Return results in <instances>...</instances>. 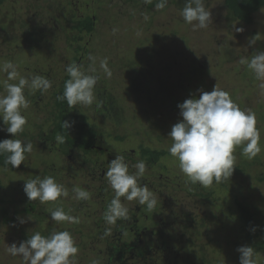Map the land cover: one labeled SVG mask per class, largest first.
<instances>
[{"label":"rangeland","instance_id":"obj_1","mask_svg":"<svg viewBox=\"0 0 264 264\" xmlns=\"http://www.w3.org/2000/svg\"><path fill=\"white\" fill-rule=\"evenodd\" d=\"M45 1L52 2V0H6L5 5L0 9V24H2L0 25V64L4 61H12L17 65L21 75H31L36 74L34 69L39 70L46 65V57L48 63L47 68L45 66L44 69H50L49 80L52 81V87L47 92L41 93L37 103L33 104L32 102L28 109L22 110L31 114L27 117L29 122L38 126L42 125L41 121H43L47 126H45V131L49 130L50 121L46 118L49 117L51 110L49 102L67 75L65 67L69 63H73L70 62L73 52L71 47L85 44L88 53L84 56L82 55L84 52L81 51L79 53L81 60L77 64L81 65L82 70L89 74L100 77L94 89L96 100H101V95L104 92L110 93L119 101L118 105L123 111L122 116L127 118L135 116L134 127L130 129L129 135L134 138L130 139L129 137L126 141L130 145H135L132 148L137 149L136 139L139 138L145 145L168 150L173 143L168 133L172 125L182 120L177 104L189 98L190 94H194L198 98L197 89L211 91L216 84L217 87L228 92L240 108L251 110L256 114V127L260 131V154L264 161V153H262L264 151V116L261 117L264 114V89L259 87L262 81L255 78L247 64L240 63L241 59H248L250 55L254 56L257 51H264V10L255 13L250 24H244L232 17L222 0H204L205 7L210 9L212 22L205 29L194 30L191 25L184 22L180 15L183 7L172 3L174 0H168L167 6L162 10L156 9L155 5H150V3H148L150 8L147 9L146 2L141 8L138 3L130 0H71L68 1V6L63 4L66 8L62 6L57 11ZM101 1L104 3L103 5ZM26 5L27 8H25ZM89 13L95 14L97 18L95 32L90 36H82V41L74 39L78 34L72 30L74 22L71 16ZM19 18L30 23L32 28H38L33 36L29 33L25 35L26 37L23 35V28L19 26ZM2 26L5 28H1ZM236 28L244 30L237 32ZM28 39L33 41L37 39L38 43L28 42ZM251 39H255L256 42L249 46ZM33 45H35L34 48ZM252 50H254L253 53ZM89 55L95 57L94 62L89 60ZM133 55H136L133 69L136 72L145 71V76L139 77L135 73L138 86L131 90L129 87L133 78L130 73L132 69L126 65H128L127 59H133ZM104 58H107L108 67L112 72L110 78L106 77L103 69L100 68V61ZM93 68L96 70L95 72L91 71ZM163 68L172 71L170 74L164 73L162 72ZM170 75L172 76L169 77ZM2 76L6 79V73L0 72L1 80H3ZM188 77L191 79L190 81L186 80ZM164 86L166 89H162ZM160 88L163 92L157 94L156 92ZM3 92L4 87L0 90V93ZM27 92L31 93L32 90L25 89V93ZM153 92L156 93V97L153 96ZM150 97L154 100L153 102L149 100L150 103H143L145 98ZM95 103L90 106L78 104L71 108L70 112L76 113L83 110V113L91 120L90 125L92 123L96 126L99 135L98 142L103 145L106 134H117L116 127L110 119H105L101 113H94ZM104 104L107 103L104 102ZM147 104L149 105L146 111ZM171 105H175L177 109L173 110ZM35 109L39 111L38 115H36ZM260 114L262 115L260 116ZM141 130L144 136L139 134ZM122 131L124 132L120 130L117 132L125 135L126 130ZM35 132L38 130H34L33 134ZM242 148L243 145L237 146L235 149V165L238 164L239 159L245 156L242 154ZM110 150L114 151L111 147ZM39 153L41 155L51 154L49 149L38 148L28 154L24 162L29 168L41 174L43 166L39 162L43 158L37 156ZM164 160L168 164L167 176L175 178L173 174L176 173L179 181L186 184L187 182L182 178L183 174L180 171L178 160L175 157H166ZM59 168H62L61 164H59ZM248 169L250 175L239 173L234 176L233 182L231 175L229 180L224 179L220 183L214 182L210 185L214 187L216 195L209 198V202L203 206L209 213V217L222 215L219 209H215V205L224 204L225 207L227 205V208L229 207L228 209L233 211V208L229 206L232 204V197L224 185L230 181L232 183L229 186L234 187L236 192L243 193L250 202L264 206V199H259L260 196L264 197V185L261 186L252 177L256 171L264 169V165L250 163ZM53 172L56 175V182L65 186L77 184L68 179L62 170H57V167ZM150 172L151 169L147 168L144 176H149ZM15 176L21 177V174L15 173ZM15 176L12 177L15 178ZM13 181L14 179L11 178V183ZM65 198L61 197L60 200ZM223 210L226 208L223 207ZM262 210L264 211V209ZM37 216L38 214L35 213L21 215L19 218L24 219L25 223L21 224L17 220L14 225L12 224L13 227H0V238L2 239L0 259H4L3 254L4 250L6 252L7 245L12 243L19 245L23 230L26 232L28 228L31 230L39 227V222L36 221ZM232 218L234 217L232 216ZM202 227V232H195V240L192 237L191 241L186 239L185 242L189 249L186 246L184 248L188 249L187 251H191L190 248L201 249V252L198 253L200 256H205L203 247L221 250V248H231V245L234 244V241H230L231 238L228 239L225 234L221 233L220 226H213L209 229L205 223ZM6 228L8 233L3 236L2 232ZM219 244H222L223 247L218 246ZM251 246L256 249L253 245ZM223 256L221 258L224 262L218 261L219 257L215 259L212 257L214 264H239L237 252L231 261ZM229 257L231 258V255ZM205 258L211 260L210 257ZM255 258L257 264H264V251L256 252ZM5 263L1 262L0 264Z\"/></svg>","mask_w":264,"mask_h":264},{"label":"clouds","instance_id":"obj_2","mask_svg":"<svg viewBox=\"0 0 264 264\" xmlns=\"http://www.w3.org/2000/svg\"><path fill=\"white\" fill-rule=\"evenodd\" d=\"M145 2L151 3V0ZM167 3L168 0H158L155 8L162 10ZM180 15L194 30L205 29L212 22L210 9L205 7L204 0H186ZM235 30L242 32L244 29ZM255 42V39H251L249 46ZM89 60L94 62L95 57L89 55ZM240 63L247 64L255 78L262 81L259 87L264 89V51H257L250 60L241 59ZM100 68L106 77H111L107 58L100 61ZM65 71L69 78L65 80L63 94L58 99L66 101L69 109L78 104L90 106L94 102L99 103L94 93L100 79L98 75L89 74L75 62L68 64ZM91 71L96 70L93 68ZM0 72L6 73V79L2 82L4 92L0 93V121L6 128L0 130L11 134V138L0 140V155L7 154L4 163L12 168H19L24 163L26 154L33 150L30 141L15 138L24 131L27 124V117L22 110L29 108L30 101L26 98L25 89L32 92L38 90L43 94L52 87V81L39 74L21 75L12 61L0 64ZM196 91L199 93L198 98L190 94L189 98L177 104L182 120L172 125L168 133L173 141L168 152L179 161L180 171L189 182L207 187L214 182L229 180L234 171V152L237 146L243 145L242 154L249 159L260 153V131L256 127V114L251 110L241 109L230 94L216 84L211 91ZM73 125L74 121L62 122L65 129ZM56 141L65 143L61 135L56 136ZM133 167L136 171L130 173L124 156L116 155L103 174L114 192L103 214L108 225H115L118 220L130 219L129 209L121 198L146 205L148 210H152L157 204V194L147 184L141 183V177L147 171L146 162L139 160ZM72 191L76 200L90 199L89 191L81 187H73ZM23 192L29 201L39 200L41 203L57 201L58 198L69 195L68 189L56 182L54 177L41 178L39 175L24 181ZM50 218L58 223H79V217L70 215L62 207L50 211ZM17 219L21 224L25 223L24 219ZM255 230L253 227L252 231ZM110 234L111 229L106 228L104 235ZM236 251L239 253V264H257L252 246L242 245ZM7 252L12 256L22 257L25 264H76L75 257L79 248L70 231L63 230L53 231L48 236L35 232L18 246L16 243L7 245ZM92 264L97 262L93 261Z\"/></svg>","mask_w":264,"mask_h":264},{"label":"flooded vegetation","instance_id":"obj_3","mask_svg":"<svg viewBox=\"0 0 264 264\" xmlns=\"http://www.w3.org/2000/svg\"><path fill=\"white\" fill-rule=\"evenodd\" d=\"M71 1V0H69ZM137 3V2H135ZM53 3L50 4L52 6ZM144 3L141 4L143 7ZM53 7V6H52ZM148 7V6H147ZM28 11V10H27ZM91 15L90 17L95 19V14H83L80 16ZM78 17V16H76ZM113 21L114 19L111 18ZM19 26L23 28V35L25 33H29L30 35H34V33L38 30V28L34 29L33 26L27 21L19 18ZM97 21V18H96ZM114 22H116L114 20ZM41 25V24H39ZM35 30V31H34ZM72 30L77 31L73 28ZM44 32V29H42ZM91 34V33H90ZM90 34H85L81 36H90ZM23 36V37H24ZM26 37V36H25ZM83 50L85 51L87 46L85 44L82 45ZM76 46L71 47L74 49ZM81 60V58H80ZM45 63L47 68V58L45 57ZM196 62V60H194ZM70 64V63H69ZM42 66V69H34L36 74L45 76L49 79L50 77V69L45 70ZM172 71V70H171ZM170 69H168V74H170ZM67 76V75H66ZM170 75L169 77H171ZM59 87V86H58ZM58 89V88H57ZM56 89V90H57ZM162 89H166V87H162ZM35 93L39 94L35 101H30L37 103L41 97L40 91H35ZM104 94L101 95V100H98L99 103H95L94 113H101L104 115L105 119H110L113 125L116 127L117 134H106V137L103 139V145L99 144L98 139L99 135L92 138L93 144L91 145V152H86L84 146L80 144V142L71 143L65 140V143H59L56 141V138L52 137L51 129L54 127L55 116L53 114V100L49 102L51 105V110L49 117H46L50 120L49 130L45 131V122L41 121L42 125L36 126L34 123L29 130L30 132H35L34 134L37 137V140L33 144V150L36 149H49L50 153H46L47 155H41V153L37 154V156H41L43 159L39 162L40 165L43 166V171L41 174H38L36 170H32L27 166L24 162L17 169L11 170L8 169L3 174L0 175L1 179L7 180V185L10 186L11 177L16 174H21L20 179L17 181H21L20 183H15L13 186L17 188L7 197H14L15 200H18L16 204H19L18 207L21 209L24 203L21 201L24 197H26L23 192V183L28 179L35 178L36 175H39L41 178L44 176L56 177L55 172L56 167L57 170H62L68 179H71L74 183H77L73 186H65L68 189L69 195L65 199L60 200L58 198L57 201H49L45 203L36 201H27L29 204H35V209L29 214L22 215H31L38 214L36 217V221L39 222V227L36 229H31L28 232L30 235H33L35 232H40L44 236H48L53 231H63L68 230L72 234L75 239V242L78 244L80 250L90 251L93 253H104V251L109 250L107 247L109 243L112 248H115V256L118 264H214L215 258L218 261H223L222 256L229 261L233 260L232 258L236 254V249L239 246L244 245L243 243H239L236 248H211L207 249L203 247V253L205 256H200L201 249L196 250L197 248H190L191 251H187L189 248L187 246V240H190L191 237L195 240L194 235L196 231H203V225L206 223L208 228L211 229L213 226H220L221 233H228L229 224L223 223L225 221V217L221 216H212L209 217V213L206 212L205 204L209 202V198H204L202 195L198 197L197 194L192 192L193 185L192 183L182 184L179 181L177 176L169 177L166 174L167 165L164 158H170V155L166 154L159 159V161L154 162L152 164H147V168L151 172L149 176L141 177V183L147 184L148 187L157 194V204L152 210H148L146 205H139L136 201H126L124 198H121L122 202L129 209V220H118L115 225L106 224L103 214L107 208L108 203L114 196V192L111 189L110 185L107 182L106 177L103 175L108 168V163L115 158L116 155H123L125 161L129 164V172L134 173L136 169L133 167L139 159L138 150L132 148L133 145L127 143L128 134L121 135L123 128V122L130 123L131 126L134 124L135 116L131 118H127L122 116L123 111L121 112L120 106L118 109L113 107L112 103L107 102L106 98L104 99ZM151 98V97H150ZM149 98H145L143 103H150ZM106 102L107 104H104ZM149 104L145 107L146 111L148 110ZM151 107V105H150ZM149 107V108H150ZM154 108V107H153ZM118 110V111H117ZM36 115H38L37 109H35ZM68 111L70 109L68 107ZM27 112V111H26ZM84 111L81 110L79 112H70L71 114H81V116L87 117L85 125L86 128L93 127L96 130L95 125H90L91 120L88 116H86ZM119 112V113H118ZM29 113V112H28ZM30 114V113H29ZM31 115V114H30ZM41 115V113H40ZM107 115V116H106ZM118 116L119 121H115L112 118ZM47 120V119H46ZM29 122V120L27 119ZM52 125V126H51ZM122 125V126H121ZM47 127V126H46ZM133 128V127H132ZM130 128V129H132ZM143 130V127H141ZM120 130L121 132H117ZM126 130V129H125ZM140 131L139 134L144 136L143 131ZM77 131V130H76ZM133 135V134H131ZM71 136H76L75 132ZM136 136V135H135ZM133 139L134 136H130V139ZM136 139V137H135ZM21 140H25L22 138ZM153 142V141H152ZM155 142V140H154ZM112 143V144H111ZM142 143V142H141ZM140 141L137 140V148L141 146H147ZM110 147L114 149V151L110 150ZM153 147V146H152ZM40 151V150H39ZM30 154V153H28ZM26 154V157L27 155ZM43 154H45L43 152ZM35 155V154H33ZM30 161V159H29ZM67 162V163H66ZM66 163V164H65ZM59 164H61L62 168H59ZM158 168V169H157ZM28 170H30L32 178L28 176ZM146 175V174H145ZM178 175V174H177ZM81 182V184H78ZM187 182V181H186ZM199 184V183H196ZM200 185V184H199ZM11 187V186H10ZM73 187H81L90 193V199L88 200H76L75 193L72 191ZM199 187V186H198ZM27 198V197H26ZM26 203V205H28ZM15 203H12L10 200L4 203L5 207L9 206L12 209L10 213V217L13 216L14 212L17 211ZM217 205H215V209ZM56 207H62L65 212H68L70 215L79 217V223L69 224L67 222L58 223V230L54 229L52 231L45 232L48 229V222H44L43 220V210L52 211L55 210ZM203 209V210H202ZM221 212V211H220ZM149 213V214H148ZM46 214V212H45ZM200 216H199V215ZM150 215V216H149ZM21 216V215H20ZM18 216V217H20ZM17 217V218H18ZM18 220V219H17ZM51 220V218H50ZM17 222V221H16ZM15 222V223H16ZM44 222V224H42ZM53 222V221H52ZM205 222V223H204ZM12 227V223L5 224L2 222L0 216V227ZM106 228L111 229V234L105 237L104 232ZM191 228V230H190ZM227 229V230H226ZM25 232L24 230L22 231ZM25 232V233H26ZM5 233H8V229L3 230L2 234L4 236ZM84 234L88 235L90 239L84 237ZM229 237L230 232L228 233ZM105 238L108 239L109 243L107 244ZM233 238V237H232ZM85 241L87 245L82 242ZM22 241V239H21ZM191 241V240H190ZM0 243H2V239L0 238ZM12 243V242H11ZM107 244V245H106ZM10 245V244H9ZM103 245V246H102ZM18 246V245H17ZM98 246L97 249L95 247ZM102 246V247H101ZM186 246L188 249L184 248ZM219 246V245H218ZM87 248H91L93 250H89ZM103 248V249H102ZM205 248V249H204ZM208 251H207V250ZM211 250V251H210ZM96 251V252H95ZM235 252V254H234ZM4 250L3 257L4 259H0V263L7 262L5 264H24L23 258L20 256H12ZM111 253V252H110ZM231 255V258L229 257ZM2 255H0L1 258ZM237 256L239 253L237 252ZM202 257V258H201ZM205 257H210L211 260H206ZM213 257V259H212ZM226 260V261H227ZM224 262V261H223ZM102 264L104 263V259H101ZM226 263V262H225ZM229 263V262H228ZM227 264V263H226Z\"/></svg>","mask_w":264,"mask_h":264},{"label":"trees","instance_id":"obj_4","mask_svg":"<svg viewBox=\"0 0 264 264\" xmlns=\"http://www.w3.org/2000/svg\"><path fill=\"white\" fill-rule=\"evenodd\" d=\"M6 0H0V9L2 6H4ZM69 0H52V2L50 1H45L48 4L53 3V8L55 11H57L59 8H61L63 6V4H65L66 6H68ZM130 1H134L137 2L138 5L141 7V4L145 2V0H130ZM44 2V3H45ZM152 2V1H151ZM158 2V0H154L152 3H150V5H155ZM186 0H174V2L172 3H176L177 5H179L181 8L184 7ZM224 6L228 9V11L231 13L232 17L237 20L240 21L244 24H250L252 22L253 19V15L255 13H257L260 10H264V0H222ZM43 3V5H44ZM100 3V2H99ZM47 4V7H48ZM101 4L103 5L104 3L101 1ZM66 6H63L64 8H66ZM148 6V3H147ZM146 8H150V6H148ZM37 7V6H36ZM27 8V5L26 7ZM142 8V7H141ZM91 15H86V16H71L72 21L74 22L73 28L76 29L77 31V36L74 37V39L82 41V36L83 33L85 34H90L92 35L95 32V27H96V16L95 19L90 17ZM56 20V19H55ZM2 25V24H0ZM5 28V26H2L1 28ZM35 31V30H34ZM27 35V33H26ZM28 42H32V43H38L37 39L36 40H31L28 39ZM35 47V45H33V48ZM83 51L84 53L82 55H86V53H88V49H86L85 51L83 50V46L82 44H77V46L73 49L72 55H71V61L70 62H75L78 63L80 61V52ZM254 52V50H252V53ZM133 59L128 58V65H126L128 68H131L132 71L131 73V77L133 76V78L130 81V87L129 89L134 90L138 84H137V78H135V73H137V75L139 77H144L145 76V71H138L136 72L135 69H133V65L134 62L136 61V55H133ZM251 55L248 57V59L250 60ZM71 64V63H70ZM195 69V67H193ZM195 71V70H194ZM162 72L166 73L168 72V68H163ZM148 73V72H147ZM126 74V73H124ZM133 74V75H132ZM191 74V73H190ZM187 75V74H186ZM192 76V75H189ZM3 80L0 79V90H2L3 88V81L5 80V77H3ZM69 77L68 75L64 78V80L62 81V84H60V86L58 87L57 90H55V92L52 95V100H53V114L55 116L54 120V127L51 129L52 137L56 138L57 135H61L65 138L66 141L71 142V143H77L80 142V144H82L84 146V149L87 150L86 152H91V145L93 144V140L92 138L96 137L98 135V131L95 130L93 127H89L86 128L85 125H87L86 120L87 117L85 116H81V114H71L68 111V105L66 103V101L64 100H60L57 97L62 96L63 91H64V82L65 80H67ZM189 81L191 80L189 77L186 79ZM15 81H13L14 83ZM199 83V82H198ZM188 90V89H187ZM189 91V90H188ZM148 92V91H146ZM159 92H163L162 89H158L157 90V94ZM156 93L153 92V96L156 97ZM26 98L30 101H35L37 99V97L39 96V94L35 93V92H27L25 93ZM104 99L106 98L107 102L112 103L113 107L115 109H118V104L119 101H117L110 93H105V95L103 96ZM150 100H152V102L154 101L152 98H149ZM149 101V100H148ZM161 101V100H158ZM172 106V105H171ZM176 106L173 105L171 108L177 109L175 108ZM242 109V108H241ZM118 111V110H117ZM122 112V109L120 110ZM25 113V114H24ZM119 113V112H118ZM23 114L26 117H29L30 114L23 112ZM262 114H260L261 116ZM264 114L261 116L263 117ZM28 119V118H27ZM115 121H119L118 116H115L114 118H112ZM49 120V119H48ZM64 120H68V121H74V125L69 128V129H65L62 126V122ZM50 121V120H49ZM123 128L126 129V134H128L127 138H129L130 136V128L134 127L131 126V122L127 123V122H123ZM122 126V125H121ZM32 127V124H30V122L27 121V124L24 126V131L22 133L17 134V136L15 138L18 139H26V141H32V143H35L37 140L36 135L33 134V132L29 133L30 128ZM2 128H6V125H4L2 123V121H0V129ZM77 130V131H76ZM75 132L76 136H71L73 133ZM6 138H11V134H8L6 131L0 130V140L2 139H6ZM137 140L140 141L141 139H136V143ZM142 142V140L140 141V143ZM143 145V143H141ZM261 147V146H260ZM138 150V159L139 160H143L145 161L147 164H152L154 162L159 161V159L161 157H163L164 155H168L169 152L168 150L165 149H158L155 146L152 147L150 145L147 146H139L136 151ZM264 153V151L262 152ZM7 154H3L0 155V175L3 174L5 171H7L8 169L14 170L17 168H12L10 165H7L4 163L5 157ZM170 155V154H169ZM170 157L174 158L173 156L170 155ZM240 161L238 162L237 165L234 166V171L231 177V181L233 180L234 176L239 174V173H243L245 175H250L248 173L249 169V165L250 163H257V165H264L262 164L263 161V157L262 154H258L256 157L249 159L247 156H243L242 159H239ZM248 161H252V162H248ZM179 162V161H178ZM28 176L32 178L31 172L30 170H28ZM183 174V173H182ZM173 175H176V173H174ZM15 176V175H14ZM253 179L256 180L257 182L260 183L261 186L264 185V169H261L260 171H256L254 175H252ZM12 179H14L13 183L10 182V186L7 185V180L5 179H1L0 178V216L2 219V222L5 224L8 223H12L14 225V223L17 221V217L22 215V214H29L30 212H32L35 209V204H28L27 201L28 199L26 197H24V199L21 201L24 203L23 207L21 209H19L18 207L20 206L19 204H16L18 200H15L14 197L8 198L7 195L11 194L12 192H14L12 189L14 187V190L17 188L16 186H13V184L15 183H20L21 181L17 182L20 178L15 176V178L11 177ZM185 181H187V183H190L187 179V177L183 174V177ZM227 182V185L224 184L226 186V188L229 190V193L232 197V204L229 205L230 208H233V211L229 210L224 206V204L219 206L217 205L216 207H218V209L222 212V215L226 218L225 221L223 223L225 224H229V230L228 233L230 232V236H231V240L230 241H234V244H232V248H236L237 245L239 243H243L244 245L249 246V243L251 245H253L254 247H256L255 249V255L256 252H263L264 251V211L262 209H264V206L258 203H254V202H250L249 200H247L244 196L243 193L240 192V194L238 192H236L235 188H231L229 185L232 182ZM193 189L192 192L194 194H197L198 197H201L200 195H202V197L204 198H211L212 196L216 195L215 193V189H213V186H202L199 184H193ZM199 186V187H198ZM252 188V187H251ZM257 194V193H256ZM258 195V194H257ZM221 197V196H218ZM259 197V195H258ZM260 200L264 199V197L260 196L259 197ZM11 201L12 203H15L16 206L14 208H17V211L14 212L13 216L10 217V213L12 212V209L7 206L5 207L4 203H6L7 201ZM26 203L28 205H26ZM223 207L226 208V210H223ZM46 212V214H45ZM149 214V213H148ZM150 216V215H149ZM232 216L234 218H232ZM43 220L44 222H48V229L45 230V232L48 231H52L53 228L58 230V226L56 224L55 221L50 220V211L47 210H43ZM230 220H232L231 222H229ZM53 221V222H52ZM44 222H42V224H44ZM12 225V227H13ZM255 227V231H252V228ZM226 238L230 239L229 234L224 232ZM31 235L28 232H23V235L21 236L22 241L26 240L28 237H30ZM84 237H88L90 239V237L86 234H84ZM106 237V236H105ZM233 237V238H232ZM107 244L109 243L108 239L105 238ZM21 242V241H20ZM82 242H84L86 245L87 243L85 241L82 240ZM106 244V245H107ZM76 245L78 246V244L76 243ZM250 245V246H251ZM103 246V245H102ZM101 246V247H102ZM220 247H223L222 244H219ZM79 248V247H78ZM98 246L95 247V249H97ZM109 250L104 251V253H93L90 251H84L81 250L80 252H78L77 256L75 257V261L76 264H92L93 261H96L97 264H102L101 259H104V263L105 264H118L117 262V258L115 256V248H112L111 244L109 243L108 247ZM80 249V248H79ZM89 250H93L91 248H87ZM103 249V248H102ZM96 252V251H95ZM111 252V253H110ZM261 256V254H260ZM258 255V257H260ZM25 264V262H24Z\"/></svg>","mask_w":264,"mask_h":264}]
</instances>
